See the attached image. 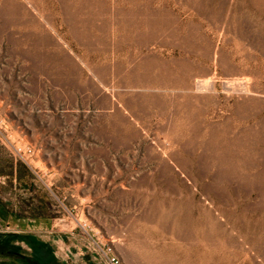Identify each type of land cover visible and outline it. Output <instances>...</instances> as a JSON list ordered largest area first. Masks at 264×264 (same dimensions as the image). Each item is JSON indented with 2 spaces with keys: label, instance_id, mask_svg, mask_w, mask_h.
<instances>
[{
  "label": "rangeland",
  "instance_id": "rangeland-1",
  "mask_svg": "<svg viewBox=\"0 0 264 264\" xmlns=\"http://www.w3.org/2000/svg\"><path fill=\"white\" fill-rule=\"evenodd\" d=\"M1 204L53 252L264 264V0H0Z\"/></svg>",
  "mask_w": 264,
  "mask_h": 264
},
{
  "label": "crops",
  "instance_id": "crops-1",
  "mask_svg": "<svg viewBox=\"0 0 264 264\" xmlns=\"http://www.w3.org/2000/svg\"><path fill=\"white\" fill-rule=\"evenodd\" d=\"M0 207V225L4 224L3 232H12L16 233L19 236H22L24 239L25 236H34L36 241H39L41 245L33 246L37 251L36 255H24L16 252V256L13 255L12 259H2L0 258V264H105L102 262H94L91 257L86 254L80 253L82 246L79 239L69 233L65 236L66 242L58 241L56 243H62L61 246L63 249L70 251V256L68 259L60 253L57 249L54 252L49 248L47 242L42 237H47L51 232H53V226L55 223L52 218L48 216H39V217H18L13 212H9L6 207L1 204ZM40 237V238H39ZM80 243V244H79ZM58 247V248H59ZM8 253V249L5 250Z\"/></svg>",
  "mask_w": 264,
  "mask_h": 264
},
{
  "label": "built area",
  "instance_id": "built-area-1",
  "mask_svg": "<svg viewBox=\"0 0 264 264\" xmlns=\"http://www.w3.org/2000/svg\"><path fill=\"white\" fill-rule=\"evenodd\" d=\"M60 253L68 259L70 256V251L63 249L62 247L58 248ZM82 254L89 255L94 262H102L105 264H121L119 257L114 253L112 248L109 245L102 244L100 241H97L93 238L89 241V245H84Z\"/></svg>",
  "mask_w": 264,
  "mask_h": 264
}]
</instances>
